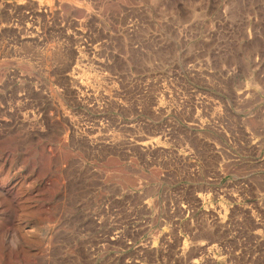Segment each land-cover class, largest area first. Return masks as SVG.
<instances>
[{
    "label": "rangeland",
    "instance_id": "obj_1",
    "mask_svg": "<svg viewBox=\"0 0 264 264\" xmlns=\"http://www.w3.org/2000/svg\"><path fill=\"white\" fill-rule=\"evenodd\" d=\"M0 264H264V0H0Z\"/></svg>",
    "mask_w": 264,
    "mask_h": 264
}]
</instances>
